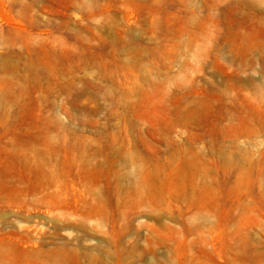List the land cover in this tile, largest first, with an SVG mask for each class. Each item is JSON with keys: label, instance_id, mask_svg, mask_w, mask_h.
Returning <instances> with one entry per match:
<instances>
[{"label": "rangeland", "instance_id": "374dc122", "mask_svg": "<svg viewBox=\"0 0 264 264\" xmlns=\"http://www.w3.org/2000/svg\"><path fill=\"white\" fill-rule=\"evenodd\" d=\"M0 264H264V0H0Z\"/></svg>", "mask_w": 264, "mask_h": 264}]
</instances>
